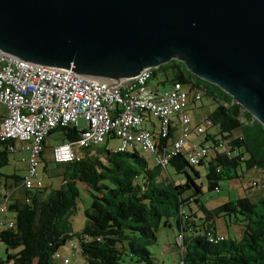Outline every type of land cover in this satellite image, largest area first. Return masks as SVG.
<instances>
[{
  "label": "trees",
  "instance_id": "trees-1",
  "mask_svg": "<svg viewBox=\"0 0 264 264\" xmlns=\"http://www.w3.org/2000/svg\"><path fill=\"white\" fill-rule=\"evenodd\" d=\"M151 80L157 81L155 86L169 87L172 83H179L182 89L187 86L188 103L190 94L199 91L214 105L208 115L209 127L212 125L217 129V139L228 142L231 155H210L195 165L206 166V190L217 191L219 181L237 178V170L241 173L255 170L263 172L260 196L255 202L239 197L205 209L197 200L199 187L186 172L189 169L197 177L195 166L188 165L182 155L171 157L164 168L154 164L149 157L153 166L148 167L139 151L115 152L102 147L103 142L93 148L94 156L78 162L55 164L51 159L47 160L54 165L51 170L60 173L61 183L57 188L19 191V197L7 206V212L12 214V227L0 230V243L4 246L0 264H58L54 255L60 256L61 246L72 238L76 243L71 251L81 257L83 264H153L146 246L154 241L161 220L165 227H174L181 239V245H176L180 254L178 264H264V153L259 150L258 138L244 131V125L254 127L259 124L217 87L185 71L180 62L170 61L152 70L147 86ZM173 117L176 120L177 117ZM258 127L263 133L261 126ZM154 128L152 124L148 130L153 135L158 126L156 130ZM237 129L241 134L233 137ZM54 132L60 133L61 143L74 141L79 135L70 127L49 132L42 141L40 152L44 173L47 163L43 157L48 151L45 140ZM171 135L172 127L160 146L169 143ZM107 139L116 140L112 134L104 141ZM12 146L13 141L0 142V169L7 166V155L11 153L8 148ZM167 167L176 175L186 176L187 180L183 183L171 181ZM2 175L0 177L5 178ZM7 178L20 189L21 178L14 175ZM76 184L83 186L91 202L83 211L81 232L72 234L68 217L79 199ZM0 190L6 188L0 186ZM187 191L191 193L184 197ZM191 203H196V210L191 211ZM197 211L202 218L196 217ZM220 218L232 220L240 228V234L237 238L210 243L207 237L216 236L214 223ZM194 219L201 222L195 224ZM64 259L69 264L68 259Z\"/></svg>",
  "mask_w": 264,
  "mask_h": 264
},
{
  "label": "water",
  "instance_id": "water-1",
  "mask_svg": "<svg viewBox=\"0 0 264 264\" xmlns=\"http://www.w3.org/2000/svg\"><path fill=\"white\" fill-rule=\"evenodd\" d=\"M0 52L110 83L177 61L264 131V0H0Z\"/></svg>",
  "mask_w": 264,
  "mask_h": 264
},
{
  "label": "built area",
  "instance_id": "built-area-1",
  "mask_svg": "<svg viewBox=\"0 0 264 264\" xmlns=\"http://www.w3.org/2000/svg\"><path fill=\"white\" fill-rule=\"evenodd\" d=\"M151 72V69H143L132 79L110 83L67 70L44 68L0 52V110L4 109V113H0V142L24 144L20 151L27 156L20 187L25 190L41 187L37 175L41 144L56 128H74L79 135L76 140L51 149V160L55 164L82 160L84 152L102 144L108 134L118 142L115 152L135 149L147 154L161 168L175 155H182L190 166L214 154L229 157L228 142L221 139L183 150L192 129L187 114L188 94L179 83H172L163 92L150 89L146 83ZM191 98L198 102L200 92H194ZM150 117L158 123L154 135L142 127ZM172 125L176 127V137L160 146ZM209 126L206 119L193 131L202 135ZM8 150L13 152L14 147ZM9 196V191L0 190V230L12 227V221L4 217ZM223 239L220 235L207 237L210 243ZM180 242L177 237V245L180 246ZM54 258L61 260L59 254ZM61 263L66 264L67 260L62 259Z\"/></svg>",
  "mask_w": 264,
  "mask_h": 264
},
{
  "label": "rangeland",
  "instance_id": "rangeland-1",
  "mask_svg": "<svg viewBox=\"0 0 264 264\" xmlns=\"http://www.w3.org/2000/svg\"><path fill=\"white\" fill-rule=\"evenodd\" d=\"M157 81L151 80L148 82V86L153 88L156 92H163L168 87L166 85L164 86H155V83ZM202 82V81H201ZM203 84V83H202ZM208 84V83H207ZM210 85V84H209ZM211 88V87H209ZM187 86L183 87L184 91H187ZM212 89V88H211ZM193 92L190 94L192 95ZM201 98L199 102H195L193 105H190V107L195 106L196 109L194 110V113L201 112L204 113L205 110L213 109L214 105L211 103L210 99L207 96H204L201 92ZM149 124H154V130L157 129L158 123L155 118L150 117ZM252 119V118H251ZM147 121V120H145ZM253 121V119H252ZM256 124H258L255 121ZM148 125V122H145L146 128L151 129ZM244 125V131H249L251 133V136H255L260 141L259 150L264 153V131L259 132V125L248 126ZM239 135V129L235 130L233 132V136ZM199 139H203V135H200L198 137ZM61 135L59 132H54L51 135L48 136L46 139V147L48 148V151L45 152L44 161L47 163L46 165V173L42 172L43 163H40L38 166V175L40 177L41 182L43 183L42 188H57L58 185L61 183L60 179V173L55 170H51L53 168V164L49 163L47 160H49V149L53 146L58 145L61 143L60 141ZM14 152L9 153L7 155V166L0 169V173H8L13 171V173L19 177L22 178L24 176V166H25V159L27 154L23 151H20V147H23L24 144L14 142ZM102 146L107 150H115L118 147V142L115 139H107L104 141ZM137 151V150H136ZM130 152V150L128 151ZM143 158L146 159L148 167H152L151 160L147 157V154L141 153L140 154ZM50 170V171H49ZM167 173L169 175V179L173 182L179 183L184 182L187 180V177L179 174L176 175L173 170L169 167L166 168ZM49 171V173L47 172ZM187 175L193 179V182L195 185L199 187L200 194L197 196V200L199 201V204L205 208V209H212L216 207L217 205H220L223 202L231 201L239 197H247L251 201L256 200L257 196L256 194L260 193L261 189V178L262 174L259 172H256L255 170L252 171H243L242 173L237 170V178L231 179V180H225V181H219L218 182V190L208 192L206 190V181H205V174H206V166L203 167H194V172L197 173V177H194V174L189 170L186 169ZM48 173V174H47ZM57 173L56 175H54ZM254 183V184H253ZM76 187L79 192V199L75 203L74 211L69 215L68 217V223L69 227L71 228L72 234H78L81 232V229L84 225V217H83V211L86 210L91 202V197L83 189V186L80 184H76ZM191 192L187 191L184 193V197L189 195ZM189 208L191 211L196 210L197 205L196 203L189 204ZM186 209V208H185ZM197 218H202V215L199 211L196 212ZM195 224H199L201 221H198L196 219L192 220ZM169 223H172V220H169ZM214 231L216 232V235H220L223 238H237L239 236L238 234V227L232 223V220L230 222L228 220L223 219H217L214 223ZM176 230L174 227H165L163 225V220L160 221V225L155 233V239L151 243V245L146 246V250L150 254V258L152 260L153 264H178L180 259V254L178 251L175 253L174 247L176 244ZM76 241L74 238L69 239L65 242L64 245L61 246V249L59 250V253L64 255L68 261L69 264H83L81 257L78 254H75L71 251V247L75 245ZM173 248V251L169 253L168 249ZM177 250V249H176ZM4 257V246L0 243V258Z\"/></svg>",
  "mask_w": 264,
  "mask_h": 264
},
{
  "label": "crops",
  "instance_id": "crops-1",
  "mask_svg": "<svg viewBox=\"0 0 264 264\" xmlns=\"http://www.w3.org/2000/svg\"><path fill=\"white\" fill-rule=\"evenodd\" d=\"M150 89H151V87H150ZM153 90V89H152ZM194 93V92H193ZM191 96V95H190ZM192 99V98H191ZM191 99H189V103H188V107H187V114L191 117V120H190V126H191V132H190V134H189V136H188V139H187V143L183 146V150L184 151H188V149H190V146H200V145H207V144H210L212 141H214V140H217V138H218V136H217V129L215 128V127H212V125H211V127H208V128H206L205 130H204V133L202 134L203 135V139H199L198 137L200 136V135H197L194 131H193V129H194V127L196 126L197 127V125L198 124H203V122H204V120H206V119H208V115L210 114V112L213 110V109H208V110H205V112L204 113H201V112H196V113H194V110L196 109V107L195 106H193V107H190V105H193L195 102L194 101H192ZM192 101V102H191ZM0 113L1 114H3L4 113V109H1L0 110ZM149 119H151V118H149ZM149 119L147 120V121H144L143 123H142V127L144 128V129H146V130H149L148 128H146V126H144L145 125V122H148V125L147 126H149L150 128L152 127L151 126V124H153V123H150L149 124ZM172 124H174V123H172ZM242 124H244V123H242ZM79 132V131H78ZM176 128H175V126L174 125H172V139H174L175 137H176ZM241 134V132L239 131V135ZM239 135H237V136H233V134H232V136L233 137H238ZM64 143H66V142H64ZM14 144V143H13ZM60 144V143H59ZM58 144V145H59ZM45 146H46V140H45ZM101 147V146H100ZM99 147V148H100ZM103 147V146H102ZM53 147H51L50 149H49V159H51V149H52ZM93 148L94 147H92V148H90L89 150H87V151H85L84 152V157H91V156H94V153H93ZM14 152V151H13ZM12 153V152H11ZM44 153V152H43ZM46 154L44 153V156H45ZM40 159H41V157H40ZM41 161V160H40ZM52 162V161H51ZM39 164H40V162H39ZM39 166V165H38ZM38 170V169H37ZM258 172V171H257ZM259 173H261V174H263V172H259ZM0 174H3L2 176H5V178L4 177H0V186H4L5 188H6V190H8L9 192H10V194H11V196H10V199H9V201L7 202V206L8 205H11L12 204V202H13V200L14 199H16L17 197H19V191H21V190H23V188H21L20 187V183H19V188L20 189H16L17 187H14L13 186V183H12V180H9L8 178L6 179V177H8V176H12V175H14V176H16L14 173H13V171H11V172H8V173H0ZM24 175H25V166H24ZM37 175H38V171H37ZM24 177V176H23ZM23 177L21 178V180L23 179ZM38 178L40 179V177H39V175H38ZM41 181V180H40ZM21 182V181H20ZM42 186H43V183L41 182V187L40 188H42ZM36 189H39V188H36ZM256 196L257 197H259L260 196V194L258 193V194H256ZM5 219L8 221V220H10V219H12V214H10L9 212H7L6 214H5ZM11 221V220H10ZM238 234H240V228H238ZM175 238H177V235H176V237ZM236 238V237H235ZM175 249H174V251H175V253H177L176 251V246L174 247ZM168 251H169V253H171L172 251H173V248H169L168 249ZM60 257H61V260L62 259H64V258H66L64 255H62V254H60ZM58 264H60V260H59V262H57Z\"/></svg>",
  "mask_w": 264,
  "mask_h": 264
}]
</instances>
